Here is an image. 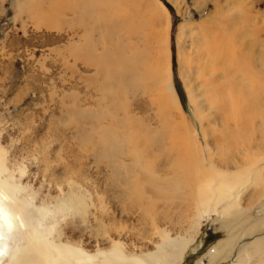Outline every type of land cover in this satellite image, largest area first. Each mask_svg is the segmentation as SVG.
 Here are the masks:
<instances>
[{"label": "rangeland", "instance_id": "obj_1", "mask_svg": "<svg viewBox=\"0 0 264 264\" xmlns=\"http://www.w3.org/2000/svg\"><path fill=\"white\" fill-rule=\"evenodd\" d=\"M167 47L179 113L152 76ZM186 166L229 196L194 205ZM0 177L44 238L87 256L191 237L174 264H264V0H0Z\"/></svg>", "mask_w": 264, "mask_h": 264}, {"label": "bare ground", "instance_id": "obj_2", "mask_svg": "<svg viewBox=\"0 0 264 264\" xmlns=\"http://www.w3.org/2000/svg\"><path fill=\"white\" fill-rule=\"evenodd\" d=\"M162 10L164 14L166 11L163 7ZM165 15L167 14L165 13ZM165 20V25H167L166 27H169L167 17ZM166 51L167 53H165V66L163 75L155 76L157 73V69L155 68V70L152 71V76L157 87V99H159L160 103L165 107L169 106V104L171 106H174L176 111L178 112L179 101L175 95L173 85L170 80L168 47ZM226 70L225 72H227ZM160 91L162 97H160ZM235 97L236 96L229 95V108L230 110H233L235 114H237L239 110L235 109H239L241 104L237 99H235ZM249 104H251V106L254 105L253 103ZM195 113L199 112L195 111ZM176 123L180 124L179 122ZM239 125L240 122L237 121L236 126ZM193 141L194 140H192L190 134L189 136H187L186 134L184 135V133L182 135H179V142H181V145L185 147V152H187V155L193 156V154L196 155L198 153V151L195 150L192 146ZM211 166L214 168L213 163ZM207 176L208 174L204 169H202V171L199 173V168L197 166H191L190 168L187 166L184 167V181L189 186V190L191 192H196V196L194 198H191V202L194 205L206 207V204L210 199H213L214 204L219 195H223L225 197L229 196L227 194L229 191L228 188L231 189V187L227 186L231 183V181H228V183L226 182L224 184L223 182H221L222 186H219L220 183H218L220 189H215L217 197H213L209 192L211 179H207ZM216 177L219 181H222L227 180L229 176L217 173ZM200 178L203 180L205 187V190L202 193H199V190L201 188ZM16 189V186L12 187L7 185L6 178L0 177V262L4 260V254L2 252L4 248H7V242L9 238H13L16 245L21 244L22 249L17 251V247H12L13 249L11 248L10 250L11 253L9 254L7 264H62L61 262L67 264H93L91 262L92 258L98 259L97 264H174L180 261L182 252H184L187 245L191 241V237L180 240L167 239L161 241L155 250L147 254L135 257L134 261H131L130 257L124 255L121 252L120 247L117 245L113 246L108 251V253L100 252L92 256H87L83 253H79L78 250H73V248L70 249L61 245L54 244L46 239L47 237L44 238V236L41 235V232L38 231L37 227L32 223V221H29L27 210L22 206V199L21 197L17 196V193L19 191H17ZM141 199L142 198H140V200ZM132 203H134L133 206H136L135 202L132 201ZM227 206L229 205H226V207ZM218 252V250L216 252L211 248L207 251V255L216 256ZM129 261H131L132 263H129Z\"/></svg>", "mask_w": 264, "mask_h": 264}, {"label": "trees", "instance_id": "obj_3", "mask_svg": "<svg viewBox=\"0 0 264 264\" xmlns=\"http://www.w3.org/2000/svg\"><path fill=\"white\" fill-rule=\"evenodd\" d=\"M168 4H166V6H167ZM165 6V7H166ZM167 8V7H166ZM168 9H169V11L172 13V12H174V10H172V7H170L169 5H168ZM179 19H176V20H174V23H173V25H176L177 23V21H178ZM175 58H174V56H172V68H173V73H175V70H174V67H175V60H174ZM174 88H175V91H176V94H177V96H178V94L181 96V92H180V86H179V82H178V80H177V78L175 77V75H174ZM211 243V242H210Z\"/></svg>", "mask_w": 264, "mask_h": 264}, {"label": "crops", "instance_id": "obj_4", "mask_svg": "<svg viewBox=\"0 0 264 264\" xmlns=\"http://www.w3.org/2000/svg\"><path fill=\"white\" fill-rule=\"evenodd\" d=\"M160 3V2H159ZM161 4V3H160ZM162 5V4H161ZM163 7V6H162ZM165 9V8H164ZM165 11H166V9H165ZM204 257V256H203Z\"/></svg>", "mask_w": 264, "mask_h": 264}]
</instances>
